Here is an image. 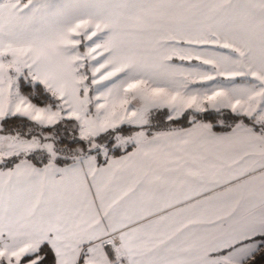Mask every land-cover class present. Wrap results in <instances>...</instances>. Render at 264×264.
I'll return each instance as SVG.
<instances>
[{
	"label": "snow or ice",
	"instance_id": "snow-or-ice-1",
	"mask_svg": "<svg viewBox=\"0 0 264 264\" xmlns=\"http://www.w3.org/2000/svg\"><path fill=\"white\" fill-rule=\"evenodd\" d=\"M0 264H264V0H0Z\"/></svg>",
	"mask_w": 264,
	"mask_h": 264
}]
</instances>
